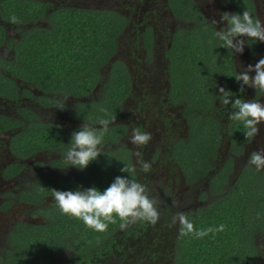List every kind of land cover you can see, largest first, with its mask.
I'll return each instance as SVG.
<instances>
[{"label": "flooded vegetation", "instance_id": "af4514ba", "mask_svg": "<svg viewBox=\"0 0 264 264\" xmlns=\"http://www.w3.org/2000/svg\"><path fill=\"white\" fill-rule=\"evenodd\" d=\"M33 1L45 6V15L32 24L15 25L3 18L0 0V28L5 32L4 43L0 45V200L3 202L0 264H7L9 257L16 256L20 237L30 235L29 239L37 246L40 234H46L52 250L40 261L35 258L34 264H138L140 259L150 257V233L154 234L160 251H165L163 241L169 238L172 257L176 260L180 235L179 224L170 227L172 216L176 212L188 216L211 205L217 199L215 193L228 191L247 167L255 168L249 166V156L264 147L262 124L259 135L249 143L242 142L240 153V142L231 140L229 133L236 123L228 119L231 105L223 106L219 100V88L223 87L234 93L230 97L233 101L240 98L264 103V92L245 87L241 93L234 78L242 67L254 66L264 58V42L252 41L251 46L246 42L242 55H231L213 37L215 31L227 27L219 23L224 12L242 14L248 10L254 18L264 21V0H191L188 3L193 10L186 15L188 19L175 14L173 2L178 0H63L68 1L66 4L56 0ZM66 9L111 12L115 19L120 17V26L112 28L115 53L104 67L95 66L80 75L70 68L74 69L73 65L82 59L66 57L70 68L67 67L62 78L57 77L62 92H45L33 78L19 77L10 64L20 61L15 47L29 29L51 28L50 16ZM214 20L218 22L216 25ZM192 38L200 42L199 48L190 50L189 54L200 52L197 61L204 68L203 86L191 78V71L185 79L180 74L183 69H174L173 58L179 43H188ZM121 48L125 50L124 56ZM118 94L125 95L121 102L111 100ZM111 117L116 120L104 135L102 155L84 170L68 167L62 155L71 143L72 133L85 123L99 128L100 119ZM214 121L220 123L217 153L205 149L199 153L196 144L200 141L193 133L198 129L209 131ZM134 128L152 135L148 145L137 148L129 142ZM45 138L46 143L28 148V139L35 142ZM206 140L210 145L209 139ZM159 145H163L161 150ZM181 146L186 149H181L185 151L180 153L183 158L197 151L191 170L184 171L177 161L180 157L173 156ZM136 151H142L143 159L151 164L150 172L140 170L134 156ZM124 164L135 167V172L125 174L144 184L150 195L163 183L162 191L156 193L160 219L153 226L138 222L124 230L120 229L121 221L116 220L106 230L109 237L105 238V248L102 250L98 243L87 249L85 224L81 220V226L76 228L73 217L72 227L66 218L60 217L52 190L92 188L94 181L110 175L113 168L122 175L120 169ZM163 164L170 165L171 172ZM225 174L228 175L225 184L216 180ZM160 180L163 181L157 185ZM259 253L264 255L261 249Z\"/></svg>", "mask_w": 264, "mask_h": 264}, {"label": "trees", "instance_id": "16d2710c", "mask_svg": "<svg viewBox=\"0 0 264 264\" xmlns=\"http://www.w3.org/2000/svg\"><path fill=\"white\" fill-rule=\"evenodd\" d=\"M181 2H183V6ZM181 2L179 0L173 2L175 14L185 15V18L188 19V12L193 10L189 5L191 0H181ZM1 12L6 21L10 22V18L15 16L20 21L15 25H28L45 15V6L33 0H2ZM187 14L188 16H186ZM118 19L121 18L118 17ZM118 19L114 18L113 13L103 11L66 9L55 12L50 16L51 28L38 27L28 30L19 45L17 44L15 47L20 61L17 64L12 63L10 66L19 77L36 80L45 92H62L61 82L57 77L62 78L69 67L66 57L82 59L81 63L73 65L74 69L69 67L74 74L80 75L92 67H104L111 55L115 53V30L112 28L120 26ZM213 37L215 38V35ZM4 40L5 32L0 28V45L4 43ZM199 45V40L193 38L188 43L180 42L173 62L174 69H183L180 74L185 79L191 71L193 75L191 78L195 80L196 84L203 86L204 68L197 61L201 58L198 55L200 52L195 51L194 55L189 54L190 50H196ZM66 46L71 50L70 52ZM194 60H196L195 64ZM110 85L111 82L107 87ZM124 96V94L114 95L111 97L114 99L111 100L119 103ZM235 122L230 127L229 133L231 140L236 141L237 139L238 143L240 142V153H242V142L249 143L251 139L246 140L242 123ZM213 124L214 126L210 127L207 132L198 129L193 133L194 138L200 141L196 144L199 153L200 150L204 153V149L212 150L213 154L217 153L216 148L220 143V123L214 121ZM206 138L211 142L210 145L207 144ZM27 142L28 148H31L39 143H46V138L44 141L35 142L33 139H28ZM212 142L215 144L214 148ZM182 148L185 149L181 146L177 153L174 151L175 158L176 156L180 157L181 152H185L181 151ZM193 155H197L196 149L191 151L186 158H183V155L179 160L177 159L184 171L192 169ZM117 176L127 175L125 173L121 175L118 170L113 168L110 175L94 181L93 187L103 192ZM227 179V174L223 177H216V180L221 183L224 181V184ZM224 184L221 187H225ZM215 194L217 199L211 205L194 211L187 217L197 230L208 227L215 228L223 224L225 225L224 231L210 233L203 238H195L192 235L180 236L175 264H256L259 256L258 237L264 238V171L247 167L231 189ZM60 217L66 218L69 224L74 227L72 216L60 212ZM116 220L119 221V218L117 217ZM81 222L76 218L75 227L81 226ZM111 226L112 224H109L107 229H110ZM84 229L87 235L86 248L95 247L96 244L101 243L103 250L106 244L105 238L109 237L107 232H96L86 225ZM40 235L42 237L38 239L37 246L33 245L32 240L29 239L30 235L20 237L16 242L19 251L16 250V256L7 259L10 260L7 261V264H34L35 258L40 261L42 256L48 255L52 247L50 248L48 245L49 240L46 234Z\"/></svg>", "mask_w": 264, "mask_h": 264}, {"label": "clouds", "instance_id": "9594fccd", "mask_svg": "<svg viewBox=\"0 0 264 264\" xmlns=\"http://www.w3.org/2000/svg\"><path fill=\"white\" fill-rule=\"evenodd\" d=\"M219 23H225L227 27L215 31V37L222 42L221 47L229 50V54H243L246 42H264V21L256 19L248 10L242 14L224 12L220 14ZM20 21L12 16L10 23L17 24ZM216 25L218 22L213 21ZM255 73V75H250ZM240 84V92L245 87L253 88L257 93L264 92V58H261L254 66L242 67L234 76ZM219 100L223 106L231 105L229 121L241 122L244 127L246 140L253 139L260 132V125L264 124V103L257 100L245 101L230 97L232 92L225 88H219ZM105 115H109L107 109H103ZM116 117L100 119L99 128L85 123L78 131L72 133L71 143L63 156V162L68 167L86 169L90 163L97 160L101 154V145L105 133L109 130L110 123H114ZM152 140L148 132H141L138 128L132 130L129 142L137 148H143ZM134 156L140 165L142 172H150L151 164L143 159L142 151H136ZM249 166H254L257 171L264 170V147L253 151L248 159ZM125 165V164H124ZM67 167V168H68ZM122 173H133L134 166L125 165L120 169ZM54 204L63 214L70 215L83 221L90 229L96 232H105L109 224H115L118 217L121 221L120 229L124 230L129 225L138 222H147L155 225L160 219L159 201L153 198L148 188L135 179L127 176H117L114 182L103 192L95 187L77 191L52 190ZM179 207V204H176ZM179 224V235H192L195 238H203L210 233L222 232L225 225L208 227L197 230L194 224L183 212H176L171 218V226Z\"/></svg>", "mask_w": 264, "mask_h": 264}, {"label": "rangeland", "instance_id": "374dc122", "mask_svg": "<svg viewBox=\"0 0 264 264\" xmlns=\"http://www.w3.org/2000/svg\"><path fill=\"white\" fill-rule=\"evenodd\" d=\"M56 1H58L59 3H62V4L68 3V1L64 2L63 0H56ZM69 3H71V2H69ZM121 50L123 52L122 55L124 56L125 50L123 48H121ZM162 147H163V145H159L160 150L162 149ZM166 153H164L163 156H165ZM162 163H163V160H162ZM163 165L166 169H169L171 172L172 167L170 165L169 166L167 164H163ZM162 172L165 173V169H162ZM164 179H166V178H164ZM163 180L158 181L157 185L160 182H162ZM177 181H178V179H177ZM164 182L166 183L167 186H169V183H167V181H164ZM177 184H179V183H177ZM150 186L152 188H155L154 183H150ZM163 188H164V185H163V183H161L159 185V187L156 188V192H153L151 196L156 199L157 198L156 193H159L160 191H162ZM2 203L3 202L0 200V205ZM12 211L15 213L16 209H13ZM25 213H26V211H25ZM6 216L9 217V215H7V214H6ZM150 225H152V224L150 223ZM151 229H153V228H151ZM164 229H165V225H164ZM153 236H154V234L150 233V240L152 242L151 243V249H150V257L147 259H140V261H138L137 263L138 264H175L176 263L175 257H172L173 250L171 248L172 247L171 243H169V241H170L169 238L165 239V241H163V244L166 247L165 251H162V250L160 251V249L158 248L159 246L157 244V241L154 240ZM136 239H137V236L135 237V240ZM257 243H258L259 250L261 249V253H264V238L258 239ZM262 255L259 253L258 260H257L256 264H264V255L263 256ZM136 260L137 259H134L135 262H136Z\"/></svg>", "mask_w": 264, "mask_h": 264}]
</instances>
